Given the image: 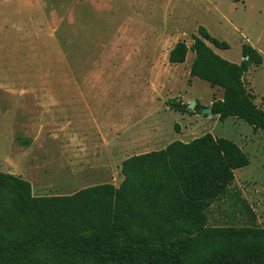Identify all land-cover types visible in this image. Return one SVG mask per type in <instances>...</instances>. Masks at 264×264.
Segmentation results:
<instances>
[{"label":"rangeland","instance_id":"rangeland-1","mask_svg":"<svg viewBox=\"0 0 264 264\" xmlns=\"http://www.w3.org/2000/svg\"><path fill=\"white\" fill-rule=\"evenodd\" d=\"M42 3L39 13L29 0H0V171L29 180L37 195L117 186L127 156L210 132L237 143L249 163L234 169L228 194L207 211L208 224L264 227V131L167 104L194 101L201 109L222 96L190 77L193 51L180 64L167 59L178 40L190 46L199 26L228 43L212 48L229 61L241 60L243 43L264 57V0ZM245 83L264 109V60Z\"/></svg>","mask_w":264,"mask_h":264},{"label":"trees","instance_id":"trees-1","mask_svg":"<svg viewBox=\"0 0 264 264\" xmlns=\"http://www.w3.org/2000/svg\"><path fill=\"white\" fill-rule=\"evenodd\" d=\"M191 39L190 46L178 40L168 62L183 63L193 51L190 77L222 90L209 105L211 115L264 131V109L245 83L249 69L264 60L260 51L243 43L234 62L213 50L229 45L205 27ZM167 104L190 112L180 100ZM248 163L233 140L206 132L127 156L117 186L35 195L29 180L0 171V264H264V227L208 224L207 211L228 194L234 169Z\"/></svg>","mask_w":264,"mask_h":264},{"label":"crops","instance_id":"crops-1","mask_svg":"<svg viewBox=\"0 0 264 264\" xmlns=\"http://www.w3.org/2000/svg\"><path fill=\"white\" fill-rule=\"evenodd\" d=\"M29 4H33V5H29L30 7H31V11H37V12H42V8H43V6H42V0H29ZM31 19V21L34 19L33 18V16L30 18ZM35 31H37V29L35 30L34 29V32ZM37 36V35H36ZM40 38V37H39ZM47 49H48V46H47ZM222 97V96H221ZM220 97V98H221ZM35 195H37V194H35Z\"/></svg>","mask_w":264,"mask_h":264},{"label":"water","instance_id":"water-1","mask_svg":"<svg viewBox=\"0 0 264 264\" xmlns=\"http://www.w3.org/2000/svg\"><path fill=\"white\" fill-rule=\"evenodd\" d=\"M195 107V102L194 101H191L187 104V108L188 110H193ZM199 111L202 113V114H205V115H209L211 114V109H210V106H204L202 107L201 109H199Z\"/></svg>","mask_w":264,"mask_h":264}]
</instances>
